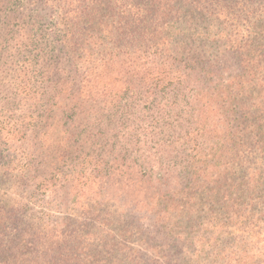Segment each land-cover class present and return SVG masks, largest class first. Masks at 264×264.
<instances>
[{"label": "trees", "instance_id": "1", "mask_svg": "<svg viewBox=\"0 0 264 264\" xmlns=\"http://www.w3.org/2000/svg\"><path fill=\"white\" fill-rule=\"evenodd\" d=\"M13 10L38 19L40 90L21 79L0 106L27 130L40 106L57 133L18 142L0 115V264H264V23L249 40L239 23L264 0H0ZM88 170L103 198L76 206Z\"/></svg>", "mask_w": 264, "mask_h": 264}, {"label": "rangeland", "instance_id": "2", "mask_svg": "<svg viewBox=\"0 0 264 264\" xmlns=\"http://www.w3.org/2000/svg\"><path fill=\"white\" fill-rule=\"evenodd\" d=\"M24 2V1H23ZM22 4V3H21ZM10 9V6L7 9ZM13 15L9 16L8 13H0V103L2 104L5 99L6 88L9 86V89L18 85L21 79L31 77V86L29 91L30 94H35L40 88L35 83L41 77V68L37 65L29 66L27 64V58L29 57V49L26 46L28 39L23 31V26L25 25V21H29L31 24L38 25V19L27 18L17 14V11H12ZM245 27V34L247 40L250 38L247 37L248 33L252 35L256 30L257 26H260L264 23V21H259L257 19L239 21ZM240 25V24H239ZM252 25V26H251ZM253 25H256L253 26ZM240 28V27H238ZM35 32V31H34ZM35 53V50H32ZM111 84L115 85L116 83L111 80ZM23 97V95L21 96ZM12 107V111L9 110ZM6 108V109H5ZM22 107L19 104H15L13 106L1 108L0 106V115L8 116L11 113L12 118L10 119V125H12V130H14L15 139H19L18 142L26 139L24 135H27L29 138V142L38 143L43 136H47L48 138L55 137L57 133V127L52 119H48L46 121V125L42 124L41 126H37L36 123L39 119H42V109L40 106H29L27 108V115L37 119V121L31 120L32 123L29 125L28 130L25 127V123L30 119L27 117L26 119H21L23 117ZM48 113V111H47ZM45 120V119H43ZM33 150L30 149V151ZM35 155L40 159L41 155H38V151H35ZM46 156H51L50 151L46 153ZM52 162H55L54 159H49ZM47 166H45L46 168ZM63 175L65 179L68 181L70 179L71 172L68 169V166L64 167ZM61 176V175H60ZM87 179V182L85 180ZM82 179V181L77 182H68L70 185L71 193L77 195L76 201H72V194L70 196V201L72 204L79 206V204H93L94 202L99 201L103 198V192L105 191L101 186L100 178L94 177V172L91 173L89 170L86 172V177ZM131 178V176H130ZM64 181L57 180V183L62 184ZM86 182V183H85ZM122 186V183H117L112 188L114 189V193H118V188ZM121 197H116L114 202H107L109 205L114 206L117 205L118 201H120ZM118 206H123V203H120ZM150 223L148 220H144V224L147 225Z\"/></svg>", "mask_w": 264, "mask_h": 264}]
</instances>
